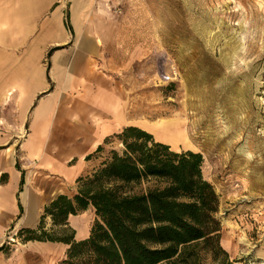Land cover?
I'll return each instance as SVG.
<instances>
[{"label": "rangeland", "instance_id": "374dc122", "mask_svg": "<svg viewBox=\"0 0 264 264\" xmlns=\"http://www.w3.org/2000/svg\"><path fill=\"white\" fill-rule=\"evenodd\" d=\"M56 1L38 23L64 4L70 24V3ZM93 12L112 26L97 55L104 63L106 52L108 63L100 66L111 75L127 115L136 121L186 120L203 156V176L219 195L222 246L233 264L264 263L257 256L264 253V0H94ZM37 33L14 55L22 56ZM239 42L243 46L233 58ZM109 145L118 147V140ZM12 149L16 154V145ZM44 225L54 236L71 234L46 220ZM243 234L249 245L240 241ZM15 239L8 233L7 242ZM16 244L24 264H68L65 248L55 256H36L20 251L22 241ZM201 264L216 263L207 255Z\"/></svg>", "mask_w": 264, "mask_h": 264}, {"label": "crops", "instance_id": "0c3cea01", "mask_svg": "<svg viewBox=\"0 0 264 264\" xmlns=\"http://www.w3.org/2000/svg\"><path fill=\"white\" fill-rule=\"evenodd\" d=\"M21 1L15 0L8 6H13V16L27 22L25 28H29V33L6 46L7 60L0 68V89L10 90L0 103V146L16 145V154L11 156L7 148H0V264H24V254L17 253V240L22 241L20 251L36 256H55L67 249L64 242L24 239L25 234L20 232L37 230L45 207L61 194L75 195L78 179L99 168L107 160L109 151L119 149L120 146H110V141L125 127L137 126L136 120L123 108L111 75L100 66L108 63L106 52V62L102 63L97 55L100 46L87 51L76 42L72 2L68 0V27L64 4L55 10L59 12L57 15L53 11L38 23L54 0L43 1L42 7L28 14L21 11ZM99 15L92 12V21L86 17L83 37L92 41L93 36L85 29L94 30V21H101L105 44L106 28L112 26ZM51 27L59 29V36L42 45L41 56L35 61L38 73L34 76L26 73L23 79L18 76L19 83L11 87L15 70L27 52L21 56L14 55L12 50L21 47L32 32L38 30L36 37H39ZM55 53H60L63 83L52 74ZM97 219L95 208L90 206L77 215H70L63 226L53 225L51 217L45 220L54 229L68 228L72 238L80 241L90 236ZM8 233L16 236L15 244L7 242ZM8 243L12 248L7 253Z\"/></svg>", "mask_w": 264, "mask_h": 264}, {"label": "trees", "instance_id": "16d2710c", "mask_svg": "<svg viewBox=\"0 0 264 264\" xmlns=\"http://www.w3.org/2000/svg\"><path fill=\"white\" fill-rule=\"evenodd\" d=\"M113 139L123 148L109 151L99 168L79 178L75 195L61 194L47 205L39 228L20 232L24 239L66 243L68 264H201L207 255L216 264H233L221 244L220 199L203 176L202 154L173 151L138 126ZM143 182L152 184L134 191ZM90 206L98 219L88 238L76 241L45 229L47 217L63 226Z\"/></svg>", "mask_w": 264, "mask_h": 264}, {"label": "bare ground", "instance_id": "6f19581e", "mask_svg": "<svg viewBox=\"0 0 264 264\" xmlns=\"http://www.w3.org/2000/svg\"><path fill=\"white\" fill-rule=\"evenodd\" d=\"M43 1L47 0H23L21 1V11L24 13H32L38 8L42 7ZM72 2V23L76 29V42L81 43L82 47L87 51H92L94 48H97L102 45L104 41L103 33H102V24L101 21H97L95 23V29L92 30L91 28H86L85 31L88 34L93 36L92 41L85 39L83 37L84 34V22L86 17L91 19V14L93 12V3L94 0H70ZM13 6L9 7L8 4L4 3L3 0H0V68L1 63L7 60L6 54L7 49L6 46L12 45L15 41H17L18 36L26 37L29 33V28H25L27 22H22L18 20L17 16H13L11 12ZM59 12L55 11L57 15ZM58 28L51 27L45 30L41 36L36 37L33 39L26 49L27 52L25 57L21 61L19 68L15 70V74L12 78L11 87H15L19 81L18 76L20 79H23L26 73L32 74L34 76L38 73L37 67L35 66V61L41 56L42 53V45L46 43L47 40L53 39L59 36ZM81 41V42H80ZM243 46L242 42L233 48L230 56L236 58L238 56V48ZM60 53H55L53 56L54 66L52 70V74L58 82L63 83L64 81V71L61 69L60 66ZM14 73V71H13ZM71 77V73L67 75V79L69 80ZM32 78V77H31ZM10 90L8 89H0V103L3 98L8 96ZM123 117V116H121ZM136 124L139 128L147 131L151 135H153L154 139L157 142L164 143L173 151L181 152L183 150L186 151H193L198 152L199 148L198 145L193 141L190 133L188 131L187 122L185 119L181 117H169V118H161L155 121H150L148 119H139L136 121ZM6 152L11 156L13 154V149L11 146L6 149ZM82 231L80 229V235ZM240 241L244 244L249 245L250 242L243 234L240 237ZM263 255L262 251L257 253V256ZM252 264H264V263H252Z\"/></svg>", "mask_w": 264, "mask_h": 264}, {"label": "built area", "instance_id": "2783aa9c", "mask_svg": "<svg viewBox=\"0 0 264 264\" xmlns=\"http://www.w3.org/2000/svg\"><path fill=\"white\" fill-rule=\"evenodd\" d=\"M160 76L166 80H168L170 77L166 76L163 72H161Z\"/></svg>", "mask_w": 264, "mask_h": 264}]
</instances>
